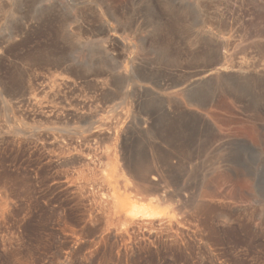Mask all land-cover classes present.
<instances>
[{"label":"rangeland","instance_id":"obj_1","mask_svg":"<svg viewBox=\"0 0 264 264\" xmlns=\"http://www.w3.org/2000/svg\"><path fill=\"white\" fill-rule=\"evenodd\" d=\"M149 81L164 87L160 96L137 87ZM118 113L115 139L142 172L126 181L105 176L115 142L107 127ZM20 124L43 141L16 134ZM55 128L77 145V184L53 160ZM26 182L41 206L63 205L84 227L73 264H264V0H0V264L11 254L67 264L72 240L55 220L30 219L19 231L3 205ZM109 194L139 205L156 199L171 231L129 244L114 222L113 232H99V201ZM35 234L45 246L23 247Z\"/></svg>","mask_w":264,"mask_h":264},{"label":"bare ground","instance_id":"obj_2","mask_svg":"<svg viewBox=\"0 0 264 264\" xmlns=\"http://www.w3.org/2000/svg\"><path fill=\"white\" fill-rule=\"evenodd\" d=\"M256 36V35H255ZM41 49V48H40ZM50 49V48H49ZM52 50V49H51ZM41 52V51H40ZM53 53V52H52ZM50 54V52L47 54V55H49ZM54 54V53H53ZM53 54H50L49 56H46V58L47 57H51L52 58V56H54ZM42 54H40L39 55V57H45L44 55L45 54H43V56H41ZM56 57H57V54H56ZM66 69V68H65ZM63 70V71H68V69L67 70ZM62 71V72H63ZM68 73V72H67ZM69 73H70V71H69ZM69 75V74H68ZM66 75H64V77H65ZM63 77V76H62ZM66 78V77H65ZM65 78H63V79H65ZM148 78V77H147ZM62 79V80H63ZM59 80H61V79H59ZM61 80V83L62 82H64V81H62ZM65 80H68L67 78L65 79ZM11 82V81H10ZM66 82V81H65ZM146 82V80H143L142 81V83H145ZM68 83V82H67ZM147 83V82H146ZM72 84V83H71ZM149 85L148 86H143V85H137V87L138 88H140L141 90L143 89V90H146V91H149V92H151V94H155V95H159L160 96V92L161 91H163V90H165V89H163L162 88V86H160V85H158L156 82H154V81H149V83H148ZM60 86V85H59ZM136 86V85H135ZM163 86H165V84L163 85ZM67 87V86H66ZM68 87H69V85H68ZM169 87H171L170 85H169ZM6 88V87H5ZM33 88V87H32ZM61 88H63V86L61 87ZM72 89V88H71ZM66 90V89H65ZM138 90V89H137ZM136 90V91H137ZM62 91V90H61ZM142 93V92H141ZM62 94V93H61ZM143 94H144V91H143ZM150 94V95H151ZM145 95V94H144ZM138 96V95H137ZM142 96V95H141ZM68 97V96H67ZM136 97V96H135ZM157 97V96H156ZM155 97V98H156ZM145 98V97H144ZM147 98V97H146ZM161 98V97H160ZM148 99V98H147ZM157 99V98H156ZM159 99V98H158ZM163 99V98H162ZM146 100V99H145ZM160 100V99H159ZM58 101V100H57ZM157 101V100H156ZM163 101V100H162ZM148 102V101H147ZM43 103V102H42ZM41 103V104H42ZM91 103V102H90ZM164 103H165V101H164ZM28 104V103H27ZM16 105V104H15ZM79 105H80V103H79ZM171 105V104H170ZM12 106V105H11ZM165 106V105H164ZM163 106V107H164ZM168 106V105H167ZM47 107V106H46ZM20 108V107H19ZM26 108H27V106H26ZM170 108V107H169ZM13 109V108H12ZM137 110V109H136ZM166 110V109H165ZM134 111V110H133ZM141 111V110H140ZM31 112V111H30ZM64 112V111H63ZM102 112H103V110H102ZM65 113V112H64ZM64 113H61V114H64ZM68 112H66L65 114H67ZM73 113V112H72ZM71 113V114H72ZM145 113V112H144ZM166 113V112H165ZM17 114V113H16ZM50 114V113H49ZM64 114V116L63 117H65V120L67 119L66 118V115ZM68 114H70V112L68 113ZM93 114V113H92ZM141 114V113H140ZM161 114V113H160ZM15 115V114H14ZM40 115V114H39ZM52 115V114H51ZM84 115V114H83ZM90 115V114H89ZM94 115V114H93ZM115 115V114H114ZM118 115H119V113H118ZM124 115H125V113H124ZM150 115V114H149ZM152 115V114H151ZM163 115V114H162ZM41 116V115H40ZM46 116V115H45ZM68 116V115H67ZM95 116V115H94ZM135 116V115H134ZM154 116H155V114H154ZM165 116V115H164ZM42 117H44V116H42ZM52 117H53V115H52ZM141 117V116H140ZM28 118V117H27ZM46 118V117H45ZM69 118V117H68ZM72 118V117H71ZM73 118H75V116L73 115ZM72 118V119H73ZM89 118V117H88ZM123 118V114H121L120 113V115L118 116V118H116L117 120H115L113 123H110L109 124V126L107 127V126H105V127H107L108 128V131H110V133H107V135H108V137H107V139H110V140H113L114 139V150H111L110 152L111 153H108V154H106V155H108L107 157H108V169H109V172H108V174L110 173H112V174H114L115 176H120V178H122V180H124V181H126L127 180V178H133V177H135V178H137L138 176L140 177L141 175H142V172H141V170L140 169H138V168H136L135 166H134V164L132 163V161L134 162V160H130V158H129V156L127 155V153H126V151L127 150H125L124 151V149L125 148H123L121 145H120V143L119 142H117V140L115 139L116 138V131H117V129H118V127H119V124H120V122L122 121L121 119ZM155 118V117H154ZM168 118V117H167ZM166 118V119H167ZM170 118V117H169ZM30 119V118H29ZM55 119V118H54ZM63 119V118H62ZM70 119V118H69ZM19 120V119H18ZM18 120L16 119V121L18 122ZM52 120V119H51ZM150 120V119H149ZM55 121V120H54ZM58 121V120H57ZM61 121V120H60ZM66 121H68V120H66ZM86 122H87V120H85ZM142 121V120H141ZM31 122V121H30ZM35 122V121H34ZM42 122V121H41ZM41 122H39V123H41ZM49 122V121H48ZM77 122V121H76ZM171 122V121H170ZM12 123V122H11ZM14 123V122H13ZM95 123V122H94ZM109 123V122H108ZM107 123V124H108ZM128 123V122H127ZM31 124H32V122H31ZM43 124V123H42ZM56 124H58V123H56ZM101 125H103V123H100ZM126 124V123H125ZM131 124V123H130ZM168 124V123H167ZM170 124V123H169ZM21 125V124H20ZM22 125H24V124H22ZM19 126L17 129H15V133L16 134H22V135H27V139H28V141L31 139L32 140V142L34 141V142H36V143H38V140H42L40 137H41V134L40 133H32V132H30V131H28V130H26L23 126ZM36 125H37V122H36ZM40 125V124H39ZM144 125V124H143ZM147 125V124H146ZM150 125V124H149ZM12 126H14V125H12ZM17 126V125H16ZM25 126V125H24ZM104 127V128H105ZM124 128H126L125 127V125L123 126ZM129 127V126H128ZM148 127V126H147ZM150 127V126H149ZM165 127V126H164ZM103 128V127H102ZM124 128L122 129V131L124 130ZM146 128V127H145ZM31 129V128H30ZM56 129V128H55ZM69 129V128H68ZM129 129V128H128ZM57 130V129H56ZM106 130V129H105ZM126 130V129H125ZM124 130V131H125ZM170 130V129H169ZM35 131V130H34ZM37 131V130H36ZM57 131H59V130H57ZM121 131V132H122ZM123 131V132H124ZM127 131V130H126ZM125 131V132H126ZM146 131V130H145ZM60 133H62V135H55V134H51L52 136H50V139H49V145H50V147H52V150H51V153H52V156L54 157V159L53 158H51V159H53V160H55V162H56V164H58V166L60 167V169H61V171L64 173V179H65V181H66V183L67 184H70V185H73V184H75L76 182H77V178L78 177H75V174H76V172H75V167H76V165L77 164H79V158H81V157H78V149H77V145H76V143H75V140L73 139V138H71L72 137V134L71 135H69V133H66V135L68 134L69 136H70V138L72 139H67V138H63L64 136H66L65 134H63L64 132H61V130L59 131ZM122 132V133H123ZM129 132V131H128ZM128 132L127 133H125V134H128ZM164 132H169V131H164ZM152 133V132H151ZM50 134V133H49ZM48 134V132L46 133V134H44L45 136L46 135H49ZM76 134H77V132H76ZM124 134V133H123ZM167 134V133H166ZM171 134V133H170ZM64 135V136H63ZM74 135V134H73ZM94 135V134H93ZM75 136V135H74ZM73 136V137H74ZM122 136V135H121ZM120 135H119V137H121ZM125 136H127V135H125ZM167 136H169V135H167ZM96 137V136H95ZM106 137V136H105ZM128 137V136H127ZM166 137V136H165ZM93 138H94V136H93ZM125 138V137H124ZM21 139V138H20ZM77 139H79V138H77ZM121 139V138H120ZM168 139V138H167ZM30 140V141H31ZM48 140V139H47ZM74 140V141H73ZM124 140V139H123ZM127 140V139H126ZM166 140V139H165ZM17 141V140H16ZM43 141V140H42ZM121 141V140H120ZM160 141V140H159ZM156 142V141H155ZM163 142V141H162ZM168 142H170V139H169V141ZM12 143V142H11ZM29 143V142H28ZM27 143V144H28ZM161 143V142H160ZM165 143H167V141L165 142ZM15 144V143H14ZM40 144V143H39ZM124 144V143H123ZM130 144V143H129ZM156 144V143H155ZM21 145V144H20ZM25 145V144H24ZM153 145V144H152ZM170 145V144H169ZM41 146V145H40ZM43 146H44V144H43ZM112 146H113V144H112ZM125 146H127V145H125ZM149 146V145H148ZM163 146V145H162ZM28 147H29V145H28ZM38 147V146H37ZM42 147V146H41ZM170 147V146H169ZM163 148V147H162ZM165 148V147H164ZM171 148V147H170ZM152 149V148H151ZM14 150V149H13ZM22 150H24V149H22ZM155 150V149H154ZM166 150H167V148H166ZM41 151V150H40ZM44 151V150H43ZM113 151V152H112ZM152 151V150H151ZM48 152V151H47ZM109 152V151H108ZM128 152V151H127ZM148 152V151H147ZM168 152V151H167ZM50 153V152H49ZM152 153H154L153 151H152ZM82 154V153H81ZM162 154V153H161ZM35 155V154H34ZM49 155V154H48ZM153 155V154H152ZM151 155V156H152ZM157 155V154H156ZM163 155V154H162ZM98 156V155H97ZM102 156V155H101ZM148 156V155H147ZM146 156V157H147ZM151 156L150 157H147L146 158V160H148L149 158H151ZM154 156V155H153ZM90 157V156H89ZM99 157V156H98ZM130 157H132V156H130ZM157 158L159 157V156H156ZM38 158V157H37ZM40 158V157H39ZM103 158V157H102ZM139 158H140V156H139ZM153 158H155V156L153 157ZM152 158V162H154V159ZM156 158V159H157ZM161 158V157H160ZM169 158V157H168ZM19 159V158H18ZM41 159V158H40ZM49 159V158H48ZM88 159V158H87ZM171 159V158H170ZM35 160V159H34ZM50 160V159H49ZM89 160V159H88ZM162 160H163V158H162ZM149 161H150V159H149ZM148 161V162H149ZM37 162V161H36ZM44 162V161H43ZM85 162V161H84ZM38 163V162H37ZM40 163H41V161H40ZM50 163V162H49ZM89 163H90V161H89ZM135 163V162H134ZM82 164V163H81ZM84 164V163H83ZM91 164V163H90ZM101 164V163H100ZM136 164V163H135ZM150 164V163H149ZM47 165H48V163H47ZM47 165H46V167H47ZM85 165H86V163H85ZM140 165V164H139ZM151 165V164H150ZM160 165V164H159ZM16 166V165H15ZM97 166V165H96ZM105 166V165H104ZM141 166V165H140ZM155 166H156V164H155ZM154 166V167H155ZM101 167V166H100ZM103 167V166H102ZM139 167V166H138ZM153 167V165H151L150 166V169L152 168H154ZM163 167V166H162ZM161 167V168H162ZM78 168H79V166H78ZM85 168H87V167H85ZM140 168H142V167H140ZM39 169V168H38ZM37 169V170H38ZM44 170L43 171H45V169L46 168H43ZM107 169V170H108ZM163 169V168H162ZM48 170V169H47ZM91 170V169H90ZM40 171V170H39ZM38 171V172H39ZM84 171V170H83ZM103 171V170H102ZM151 171V170H150ZM46 172V171H45ZM44 172V173H45ZM156 172V171H155ZM167 172H169V170H167ZM36 173V172H35ZM40 173H42L41 171H40ZM50 173V172H49ZM100 173V172H99ZM103 173V172H102ZM105 173V172H104ZM149 173V172H148ZM164 173V172H163ZM34 174V173H33ZM39 174V173H38ZM107 175L106 173H105V176H111V175ZM15 175V174H14ZM104 175V174H103ZM149 175V174H148ZM153 175V174H152ZM162 175V174H161ZM36 176V175H35ZM42 176V175H41ZM137 176V177H136ZM40 177V176H39ZM43 177V176H42ZM89 177V176H88ZM168 177V176H167ZM33 178V177H32ZM52 178V177H51ZM58 178V177H57ZM85 178V177H84ZM102 178V177H101ZM108 178H111V177H108ZM108 178H107V184H108V182H110V180H108ZM115 178V177H114ZM158 178V177H157ZM170 178V177H169ZM19 179V178H18ZM40 179V178H39ZM42 179V178H41ZM40 179V180H41ZM43 179H45V178H43ZM15 180V179H14ZM13 180V182H15V181H17V179L14 181ZM133 180V179H132ZM149 180V179H148ZM56 181V180H55ZM63 181V180H62ZM112 181V180H111ZM41 182V181H40ZM50 182H51V180H50ZM91 182H92V180H91ZM103 182V181H102ZM121 182L122 181H120V182H117V181H115L114 182V180H113V182L112 183H115L116 184V187L118 188L120 185H121ZM132 182V181H131ZM148 182V181H147ZM20 182L18 181V184H19ZM24 183V180H23V182H22V184ZM42 183V182H41ZM49 183V182H48ZM96 183V182H95ZM133 183V182H132ZM149 183V182H148ZM38 184V183H37ZM77 184V183H76ZM83 184V183H82ZM87 184H88V182H87ZM104 184V183H103ZM115 184H114V186H115ZM124 184H125V182H124ZM134 184V183H133ZM35 185V184H34ZM42 185V184H41ZM84 185H86V183L84 184ZM152 185V184H151ZM164 185V184H163ZM39 186V185H38ZM88 186H89V184H88ZM122 186V185H121ZM124 186V185H123ZM154 186V185H153ZM111 187V186H110ZM125 187V186H124ZM123 187V188H124ZM136 187V186H135ZM134 187V188H135ZM32 188V186H31V184L30 183H25L24 185H22V186H18L17 184H15V186L13 187V189L10 187V189H12L11 190V192H10V198H8L9 200L7 201V202H2L3 203V205H7L8 206V211H9V213L8 214H10V216H11V218H12V220L14 221H12L13 222V224L15 225V227H17L16 229H18L21 225H26V223L28 222V221H30V219L32 220V219H34V221L37 223L38 222V220H42V222L43 221H45V220H47V219H49V221H50V219H53V220H55L56 222H57V225H59V230L62 232V233H64L65 235H68L69 236V238L71 237V243L70 244H72V245H70L69 243V245L70 246H68V248L67 249H65V250H67L66 251V260H68V262H67V264H73V260L75 259V257H76V255H77V250L75 249V242L73 241V240H77L79 237H81V235H82V233H84V227L81 229V230H78V229H76L77 227H76V220H75V218H74V216H73V214H72V211L70 210V209H65V208H63V205H62V208H60V209H55V208H52V209H49L48 210V208L46 209L45 208V206H41L40 204H39V202L37 201V200H35V199H33V197L31 196V193H30V189ZM40 188V187H39ZM92 188V187H91ZM112 188V187H111ZM111 188H108V187H106V188H104V190H105V194L107 193H110V191H111ZM116 188V189H117ZM121 188V187H120ZM120 188H119V190H120ZM122 188V189H123ZM160 188V187H159ZM58 189V188H57ZM76 189V188H75ZM74 189V190H75ZM35 190V189H34ZM66 190V189H65ZM73 190V191H74ZM103 190V189H102ZM103 190V191H104ZM134 190H136V189H134ZM137 190H138V186H137ZM77 191V190H76ZM84 191H86V190H84ZM113 191V190H112ZM102 192V191H101ZM100 192V193H101ZM144 192V191H143ZM79 193V195L80 194H82V193H80V192H78ZM86 193V192H85ZM76 194V193H75ZM74 194V195H75ZM147 194V193H146ZM48 195V194H47ZM71 195V194H70ZM83 195H84V193H83ZM82 195V196H83ZM110 195V194H109ZM108 195V196H109ZM113 195V194H112ZM112 195H110V196H112ZM115 195V194H114ZM113 195V196H114ZM118 195V194H117ZM135 195H137L136 193H135ZM151 195V194H150ZM64 196V195H63ZM77 196V195H76ZM100 196V195H99ZM102 196H104L103 194H102ZM101 196V197H102ZM109 196V197H110ZM111 197V198H113L112 200H111V198L110 199H105V200H103V198H101L102 200L101 201H99V205H103L104 206V208H100V214L99 215H101V219H102V225L100 226V229H99V232H102V233H105L107 230H109V229H111V228H109V226H111V224L114 222V224L115 225H119L117 228H121L120 230H117V231H114L115 233L114 234H118L120 237H121V239H122V241L125 243V244H129L130 243V241H131V239L133 238V239H135V236H137V235H139V234H143V233H147L148 235H152V234H159V235H161V234H164V233H168L169 231H171V226H172V223L174 222V220H171V217H169V216H166V215H164L163 213H161L160 211H158V209H157V204H158V201L155 199V200H153V201H151V202H149L148 204H146V205H139V202H141V201H139V199L138 200H133V198L131 199V197H130V199L131 200H127V201H123L120 197ZM38 197H40V196H38ZM42 197H44V196H42ZM81 197V196H80ZM89 197V196H88ZM97 197V196H96ZM134 197V199H136V197L135 196H133ZM138 197V196H137ZM150 197V196H149ZM5 198V197H4ZM171 198V197H170ZM46 199V198H45ZM56 199V198H55ZM73 199H75L74 197H73ZM79 199V198H78ZM94 199V198H93ZM54 200V199H53ZM52 200V203L54 202L55 203V201H53ZM96 200V199H95ZM94 200V201H95ZM109 200H111V201H109ZM73 201V200H72ZM85 201V200H84ZM90 201H92V199L90 200ZM166 201V200H165ZM170 200H168V202H169ZM96 202H98V201H96ZM185 202V201H184ZM51 203V204H52ZM142 203V202H141ZM144 203V202H143ZM181 203V202H180ZM1 204V203H0ZM50 204V203H49ZM51 204H50V206H51ZM63 204H65V203H63ZM70 204V203H69ZM80 204H81V202H80ZM96 204H98V203H96ZM184 204V203H183ZM54 205V204H53ZM59 205V204H58ZM67 205V204H66ZM73 205V204H72ZM82 205V204H81ZM54 206H56V205H54ZM53 206V207H54ZM68 206V205H67ZM76 206V205H75ZM178 206V205H177ZM58 207V206H57ZM56 207V208H57ZM86 207V206H85ZM97 207H98V205H97ZM100 207V206H99ZM98 207V208H99ZM185 207V206H184ZM33 209V208H35L38 212H40V216H39V213L38 214H36V215H38V217L36 218V220H35V217L33 218V216L31 217V213H29V211H30V209ZM70 208V207H69ZM78 208V207H77ZM82 208V207H81ZM87 208H88V206H87ZM182 209V208H181ZM181 209H179L178 211H180ZM186 209V208H185ZM72 210H73V207H72ZM90 210V209H89ZM95 210V209H94ZM77 211V210H76ZM78 211H80V210H78ZM83 211H85L84 209H83ZM32 212V211H31ZM88 212V211H87ZM96 212V211H95ZM181 212H182V210H181ZM181 212H179L178 214H180ZM76 213V212H75ZM82 213H84V212H82ZM82 213H80V214H82ZM91 213V212H90ZM97 213V212H96ZM79 214V213H78ZM79 214V215H80ZM185 214V213H184ZM183 214V212L180 214L181 216L182 215H184ZM35 215V214H34ZM85 215L87 216L88 215V213L86 214L85 213ZM84 215V216H85ZM98 215V216H99ZM177 216V214H176V217H178V218H180L181 216ZM75 216H77V215H75ZM81 216V215H80ZM83 216V215H82ZM83 216V217H84ZM82 217V218H83ZM90 219H91V215L89 214V216H88ZM39 218V219H38ZM85 218V217H84ZM82 219V220H85V219ZM89 218L87 219V220H89ZM177 218V219H178ZM182 218V217H181ZM184 218V217H183ZM189 218V217H188ZM93 219V218H92ZM79 220V219H78ZM81 220V221H82ZM93 220H95V219H93ZM100 220V219H99ZM182 220V219H181ZM191 220V219H190ZM90 221V220H89ZM88 221V222H89ZM183 221V220H182ZM6 222V221H5ZM42 222H41V224L40 225H42ZM78 222H80V221H78ZM179 222H181V221H179ZM191 222V221H190ZM39 223V222H38ZM49 223V222H48ZM90 223H91V221H90ZM93 223H94V221H93ZM92 224V223H91ZM96 224V223H95ZM98 224V223H97ZM4 225V224H3ZM53 225V224H52ZM79 225H80V223H79ZM84 226V225H83ZM23 227V226H22ZM27 227V226H26ZM51 227V226H50ZM173 227V226H172ZM24 228H25V226H24ZM42 228V227H41ZM47 228V227H46ZM53 228V227H52ZM80 228V227H79ZM15 229V230H16ZM22 229V228H21ZM98 229V228H97ZM197 229V228H196ZM13 230V229H12ZM19 230V229H18ZM23 230V229H22ZM175 230V229H174ZM20 231V230H19ZM24 231V230H23ZM46 231V230H45ZM89 231V230H88ZM91 231V230H90ZM110 231H112L113 232V229H111ZM22 232V231H21ZM25 232V231H24ZM85 232H87L86 230H85ZM112 232H111V234H112ZM15 233H17V232H15ZM57 233V232H56ZM89 233V232H88ZM176 233V232H175ZM178 233V232H177ZM22 234V233H21ZM39 234V233H38ZM38 234H35V236L33 237V240H31L30 242L31 243H29L27 240V242H24V243H22V245H23V247H24V245H25V247L28 249V246L29 245H34L33 247H35V248H37V247H40V246H45V242H43L41 239H40V237H39V235ZM110 234V235H111ZM13 235H14V233H13ZM46 235H49L48 233L46 234ZM52 235H53V233H52ZM91 235V234H90ZM118 235H117V237H118ZM145 235V234H144ZM16 236H18V235H16ZM174 236V235H173ZM24 237H25V235H24ZM23 237V238H24ZM42 237V236H41ZM52 237V236H51ZM85 237H86V234H85ZM120 237H118V238H120ZM160 237V236H159ZM162 237V236H161ZM5 238V237H4ZM3 238V239H4ZM18 238H20V236L18 237ZM22 238V237H21ZM59 238V237H58ZM116 238V237H115ZM117 238V239H118ZM150 238V237H149ZM15 239V238H14ZM57 239V238H56ZM132 239V240H133ZM151 239V238H150ZM17 240V239H16ZM16 240H14V242H16ZM57 240H59V239H57ZM62 240H64V239H62ZM69 240V239H68ZM168 240V239H167ZM18 241V240H17ZM21 241V240H20ZM53 241H54V239H53ZM151 241V240H150ZM2 242H5V241H3L2 240ZM10 242V241H9ZM13 241H11V243H12ZM23 242V241H22ZM121 242V241H120ZM135 242V241H134ZM157 242V241H156ZM19 243V242H18ZM51 243V242H50ZM147 243V242H146ZM3 244H5V243H3ZM2 244V245H3ZM7 244V243H6ZM10 244V243H9ZM8 244V245H9ZM17 244V243H16ZM99 244V243H98ZM155 244V243H154ZM11 245V244H10ZM15 245V244H14ZM21 245V244H20ZM108 245V244H107ZM17 246H18V244H17ZM64 246H65V244H64ZM63 246V247H64ZM67 246H65V247H67ZM84 246V245H83ZM101 246V245H100ZM132 246V245H131ZM9 247V246H8ZM12 247V246H11ZM15 247V246H14ZM62 247V248H63ZM78 247V246H77ZM76 247V248H77ZM88 247V246H87ZM125 247V246H124ZM146 247V246H145ZM161 247H162V245H161ZM7 248V247H6ZM32 248V247H31ZM61 248V247H60ZM82 248V247H81ZM128 248V247H127ZM126 248V249H127ZM0 249H2V248H0ZM9 249V248H8ZM21 249V248H20ZM26 249V250H27ZM44 249V248H43ZM46 249H47V247H46ZM87 249V248H86ZM139 249V248H138ZM35 250V249H34ZM53 250V249H52ZM64 250V249H63ZM64 250V251H65ZM4 251V250H3ZM13 251V250H12ZM38 251V250H37ZM44 252H45V250H43ZM49 251V250H48ZM139 252V251H138ZM1 253V252H0ZM46 254V253H45ZM55 254V253H54ZM27 255V254H26ZM30 255V254H29ZM57 255V254H56ZM2 257V256H1ZM28 257V256H27ZM44 257V256H43ZM46 257V256H45ZM56 257V256H55ZM49 258V257H48ZM51 258V257H50ZM62 258V257H61ZM38 259V258H37ZM44 259V258H43ZM1 260V259H0ZM7 260H9V263L10 264H30V261L28 262L27 260H26V258H24V257H21V256H19L18 254H11V261H10V255H9V258L7 259ZM34 260V259H33ZM42 260V259H41ZM55 260V259H54ZM61 260V259H60ZM5 261V260H4ZM2 262V261H1ZM52 262V261H51ZM50 262V263H51ZM57 262V261H56ZM3 263V262H2ZM57 264H62V263H57ZM74 264H75V261H74Z\"/></svg>","mask_w":264,"mask_h":264}]
</instances>
